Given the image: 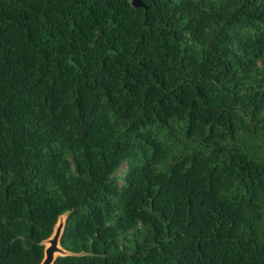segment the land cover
<instances>
[{
    "label": "trees",
    "instance_id": "trees-1",
    "mask_svg": "<svg viewBox=\"0 0 264 264\" xmlns=\"http://www.w3.org/2000/svg\"><path fill=\"white\" fill-rule=\"evenodd\" d=\"M0 0V264H264V0Z\"/></svg>",
    "mask_w": 264,
    "mask_h": 264
},
{
    "label": "water",
    "instance_id": "water-1",
    "mask_svg": "<svg viewBox=\"0 0 264 264\" xmlns=\"http://www.w3.org/2000/svg\"><path fill=\"white\" fill-rule=\"evenodd\" d=\"M131 5L133 8L146 9V6L141 2V0H131ZM66 217V214L59 217L52 236L43 242L45 248L41 264H54L57 257L68 255V253L60 246Z\"/></svg>",
    "mask_w": 264,
    "mask_h": 264
}]
</instances>
